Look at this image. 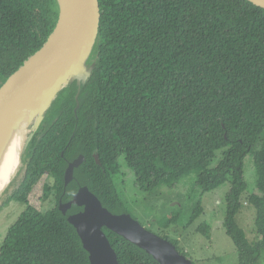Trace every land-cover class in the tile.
Listing matches in <instances>:
<instances>
[{"label": "trees", "instance_id": "trees-1", "mask_svg": "<svg viewBox=\"0 0 264 264\" xmlns=\"http://www.w3.org/2000/svg\"><path fill=\"white\" fill-rule=\"evenodd\" d=\"M98 5L89 78L79 91L71 82L58 94L0 197V211L12 201L25 207L5 234L0 264H89L67 220L82 208L62 214L59 206L87 187L111 214H124L113 181H124L122 166L140 192L175 186L192 171L201 194L230 178L224 230L238 264H257L264 252V9L246 0ZM58 16L56 0H0V88L45 45ZM249 154L256 174V189L247 196L255 208L254 245L236 223ZM79 156L84 161L64 186L65 171ZM202 211L198 202L190 222ZM103 231L118 264H158ZM162 238L184 256L176 241Z\"/></svg>", "mask_w": 264, "mask_h": 264}, {"label": "water", "instance_id": "water-1", "mask_svg": "<svg viewBox=\"0 0 264 264\" xmlns=\"http://www.w3.org/2000/svg\"><path fill=\"white\" fill-rule=\"evenodd\" d=\"M246 1L264 9V0ZM56 2L58 21L45 45L0 88V123L39 90L54 86L57 97L71 82L76 83L79 91V87L89 78L92 68L87 72L85 65L98 34V0H65L62 4L59 0ZM36 130L29 137L25 150ZM93 158L99 165L97 153H94ZM83 161L84 157L79 156L68 165L64 186L72 181L74 170ZM72 206L82 208V211L70 215L67 220L75 228L83 249L88 253L89 264H118L103 229L145 251L158 264H192L169 241L147 231L130 216L111 214L87 187L80 188L70 202L59 206V210L66 214Z\"/></svg>", "mask_w": 264, "mask_h": 264}, {"label": "rangeland", "instance_id": "rangeland-1", "mask_svg": "<svg viewBox=\"0 0 264 264\" xmlns=\"http://www.w3.org/2000/svg\"><path fill=\"white\" fill-rule=\"evenodd\" d=\"M92 53L85 65L87 72L94 66L95 59ZM257 149L259 144L255 145L254 150ZM121 169L124 181L119 180L117 176L113 177V181L124 214L130 216L147 231L161 238L167 237L176 241L180 252L192 264H238L236 248L226 235L223 226L225 197L231 187L230 178L214 191L201 194L196 186L197 172L192 171L182 177L175 186L161 185L149 192H140L135 188L131 171L125 166ZM243 176L246 191L241 198L236 223L243 230L249 244L254 245L259 241L254 225L255 208L247 202V196L256 189V174L251 154L243 161ZM198 202L203 211L190 222ZM24 208L21 203L12 201L1 209L0 247L8 228L17 220ZM50 208H52L51 204L47 199L44 200L43 209ZM205 226L207 227L205 231L199 230V227ZM257 264H264V252Z\"/></svg>", "mask_w": 264, "mask_h": 264}, {"label": "bare ground", "instance_id": "bare-ground-1", "mask_svg": "<svg viewBox=\"0 0 264 264\" xmlns=\"http://www.w3.org/2000/svg\"><path fill=\"white\" fill-rule=\"evenodd\" d=\"M65 0H59L62 4ZM54 86L39 90L0 123V195L19 171L26 144L54 97Z\"/></svg>", "mask_w": 264, "mask_h": 264}]
</instances>
